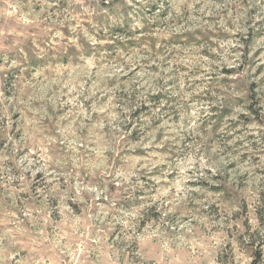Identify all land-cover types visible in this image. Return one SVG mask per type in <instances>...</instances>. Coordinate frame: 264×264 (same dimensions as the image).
<instances>
[{
  "label": "rangeland",
  "instance_id": "rangeland-1",
  "mask_svg": "<svg viewBox=\"0 0 264 264\" xmlns=\"http://www.w3.org/2000/svg\"><path fill=\"white\" fill-rule=\"evenodd\" d=\"M0 264H264V0H0Z\"/></svg>",
  "mask_w": 264,
  "mask_h": 264
}]
</instances>
